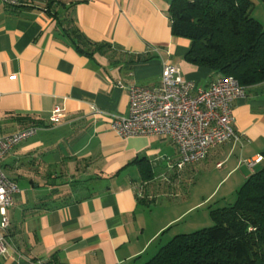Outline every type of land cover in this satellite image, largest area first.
Listing matches in <instances>:
<instances>
[{"label":"crops","instance_id":"crops-1","mask_svg":"<svg viewBox=\"0 0 264 264\" xmlns=\"http://www.w3.org/2000/svg\"><path fill=\"white\" fill-rule=\"evenodd\" d=\"M171 1L1 5L0 136L30 126L38 130L2 161L18 193L7 211L8 254L0 264H142L152 255L151 245L197 207L170 203L174 216L156 217L153 223L159 210L154 185L164 183L178 198L182 173L194 172L201 162L177 170L179 153L170 139H122L110 129L108 117L94 112L126 116V88H157L163 63L203 89L219 77L185 61L189 42L171 34ZM71 25L89 42L104 44L103 54L81 53ZM245 91L233 103L232 127L239 141L216 146L202 161L213 154L215 168L224 170L222 181L239 168V181L246 180L259 163L249 169L245 161L264 152V84ZM55 109L62 118L52 124Z\"/></svg>","mask_w":264,"mask_h":264},{"label":"trees","instance_id":"trees-1","mask_svg":"<svg viewBox=\"0 0 264 264\" xmlns=\"http://www.w3.org/2000/svg\"><path fill=\"white\" fill-rule=\"evenodd\" d=\"M252 1L172 0L171 34L189 42L185 61L245 89L264 84V26L252 17ZM69 29L84 55L106 50ZM210 215L214 226L175 235L142 264H264V152L234 204Z\"/></svg>","mask_w":264,"mask_h":264},{"label":"built area","instance_id":"built-area-1","mask_svg":"<svg viewBox=\"0 0 264 264\" xmlns=\"http://www.w3.org/2000/svg\"><path fill=\"white\" fill-rule=\"evenodd\" d=\"M5 8L20 6V0H0ZM128 114L117 116L94 109L95 114L109 118L110 129L120 138L164 136L176 146L179 159L174 165L182 170L187 165L206 159L218 145L239 141L232 124L233 103L246 96L243 88L232 77L219 76L208 88L183 80L177 68L163 63L157 88L129 86ZM62 118L60 109L50 117L52 124ZM38 128L30 126L9 136H0V260L8 254L5 238L9 227L7 211L13 205L17 186L3 172L2 161L14 147L34 137ZM261 157L245 161L252 169ZM217 168L221 164L216 165Z\"/></svg>","mask_w":264,"mask_h":264},{"label":"rangeland","instance_id":"rangeland-1","mask_svg":"<svg viewBox=\"0 0 264 264\" xmlns=\"http://www.w3.org/2000/svg\"><path fill=\"white\" fill-rule=\"evenodd\" d=\"M252 2V17L264 26V4L259 0H253ZM0 11H3L1 4ZM214 160V155L211 154L206 161L201 162L197 168H194V172L190 170L182 173L183 178L178 198L172 197L168 186L164 183L154 185L155 188L153 187L152 191L155 196L159 197L156 201L159 210L153 212V223L156 221V217L171 218L174 216L173 213L175 212L167 209V205L170 203H176L180 207L184 205L183 209L189 205H197V207L192 212L184 214L178 223L167 229L151 245L148 253L152 255H149L148 259L154 256L155 252H158L159 248L167 244L175 235L191 234L195 231L214 226L210 211L234 204L237 192L245 182L243 178L242 181H239V176L242 175L240 172L242 173V171L239 168L237 174L229 180L222 181L224 170L218 171L214 166ZM151 207H154V203ZM164 209L166 210L165 212H162V214L158 213Z\"/></svg>","mask_w":264,"mask_h":264}]
</instances>
